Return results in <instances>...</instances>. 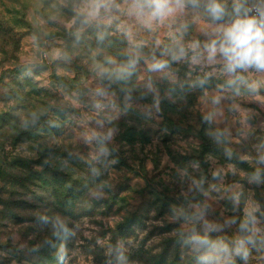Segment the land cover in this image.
Wrapping results in <instances>:
<instances>
[{
  "label": "rangeland",
  "instance_id": "rangeland-1",
  "mask_svg": "<svg viewBox=\"0 0 264 264\" xmlns=\"http://www.w3.org/2000/svg\"><path fill=\"white\" fill-rule=\"evenodd\" d=\"M115 3L91 18L89 0H0V264H155L179 235L200 264L205 234L252 235L246 258L211 255L264 264V72L207 60L230 21L148 28Z\"/></svg>",
  "mask_w": 264,
  "mask_h": 264
},
{
  "label": "clouds",
  "instance_id": "clouds-1",
  "mask_svg": "<svg viewBox=\"0 0 264 264\" xmlns=\"http://www.w3.org/2000/svg\"><path fill=\"white\" fill-rule=\"evenodd\" d=\"M125 3L128 5L129 15L135 16L148 28L152 27L153 22H162L182 10L186 3L193 7L199 6V0H125ZM89 7L88 16L97 18L101 10L104 12H110L113 8L119 10L120 5L116 4L115 0H89ZM206 11L216 22L222 21L227 14L225 5L220 0H207ZM251 11L244 7L242 0H234L232 12L234 18L226 25L220 24L214 30L215 38L203 45L207 60L222 62L224 69L230 74L249 69L264 72V8L256 9V15H251ZM190 47L195 51L200 48V42H193ZM184 55L185 50L180 48L179 55H173V59L178 60ZM193 61L196 62L195 57ZM167 66V61L156 60L151 68L153 71H160ZM261 162H264V157H261ZM249 182H261L259 174L252 175ZM249 223L254 224L255 219L251 218L242 223L240 230L242 232L248 230ZM59 226L65 234L69 233V229L63 223ZM251 231L255 233L259 229L253 228ZM253 243L252 235L237 237L231 249L222 240H211L207 234L196 235L192 238L193 246L198 250H204V254L199 256L200 264H219V257L214 258L211 255L212 252L222 253L228 259L233 254L246 258L248 255L246 245ZM60 258L63 259V255Z\"/></svg>",
  "mask_w": 264,
  "mask_h": 264
},
{
  "label": "trees",
  "instance_id": "trees-1",
  "mask_svg": "<svg viewBox=\"0 0 264 264\" xmlns=\"http://www.w3.org/2000/svg\"><path fill=\"white\" fill-rule=\"evenodd\" d=\"M250 1H252V0H242L244 5H247ZM220 2L225 5L226 13H227L222 21H231L234 18L233 14H232L234 0H220ZM206 4H207V0H200L199 6H196V7L206 11ZM210 19H211V17H210ZM124 190L127 191L128 189H124ZM124 199L125 198L123 196H121V201L123 204L125 203ZM63 205L64 206L68 205V199L67 198L64 200ZM151 206H154V204ZM124 208H126V205H121V211L124 210ZM136 220H137L136 215H134V216L130 215V216L126 217L124 219V221L121 222V226L117 230L124 232V230L129 225H133ZM185 237H186L185 235H179L176 238V243L170 242L169 244H167V246H173L174 245L175 246L174 251L172 252L171 247L165 248L164 251L159 254V258H157L155 260V262H156L155 264H185V261L182 259L181 249H180V246H181L180 243H181V241H183L185 239ZM59 242H60V238L58 236H56V237L54 236L50 240L45 242V246H55ZM171 253L173 255L172 257H171ZM48 255H49V253H47V256ZM55 263H57V259L52 255H49L48 259L45 258L40 262V264H55Z\"/></svg>",
  "mask_w": 264,
  "mask_h": 264
},
{
  "label": "crops",
  "instance_id": "crops-1",
  "mask_svg": "<svg viewBox=\"0 0 264 264\" xmlns=\"http://www.w3.org/2000/svg\"><path fill=\"white\" fill-rule=\"evenodd\" d=\"M173 16L185 19L189 24V27L198 26L197 24H201L202 22L206 23V21L210 19V16L206 11L197 7L189 6H185L182 10L177 11Z\"/></svg>",
  "mask_w": 264,
  "mask_h": 264
},
{
  "label": "built area",
  "instance_id": "built-area-1",
  "mask_svg": "<svg viewBox=\"0 0 264 264\" xmlns=\"http://www.w3.org/2000/svg\"><path fill=\"white\" fill-rule=\"evenodd\" d=\"M258 8H264L263 6H260V5H256V4H254V5H251V6H249V8L248 9H251L252 11L250 12V14L251 15H256L257 13H256V9H258ZM230 23V22H229Z\"/></svg>",
  "mask_w": 264,
  "mask_h": 264
}]
</instances>
